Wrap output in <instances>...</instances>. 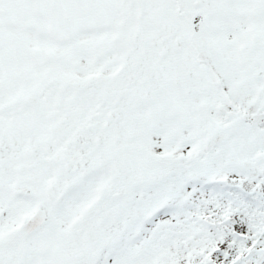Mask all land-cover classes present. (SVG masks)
Returning a JSON list of instances; mask_svg holds the SVG:
<instances>
[{
	"label": "snow or ice",
	"instance_id": "6c2138e0",
	"mask_svg": "<svg viewBox=\"0 0 264 264\" xmlns=\"http://www.w3.org/2000/svg\"><path fill=\"white\" fill-rule=\"evenodd\" d=\"M0 264H264V0H0Z\"/></svg>",
	"mask_w": 264,
	"mask_h": 264
}]
</instances>
